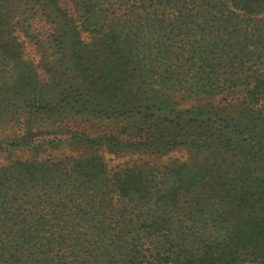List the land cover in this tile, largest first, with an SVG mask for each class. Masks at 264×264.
Returning <instances> with one entry per match:
<instances>
[{"label": "trees", "instance_id": "trees-1", "mask_svg": "<svg viewBox=\"0 0 264 264\" xmlns=\"http://www.w3.org/2000/svg\"><path fill=\"white\" fill-rule=\"evenodd\" d=\"M2 153L0 264H264V0H0Z\"/></svg>", "mask_w": 264, "mask_h": 264}, {"label": "rangeland", "instance_id": "rangeland-1", "mask_svg": "<svg viewBox=\"0 0 264 264\" xmlns=\"http://www.w3.org/2000/svg\"><path fill=\"white\" fill-rule=\"evenodd\" d=\"M85 39L87 37H84ZM28 54L30 55V57L33 59V61H35L36 59H38V52L32 47H28ZM229 100V99H228ZM171 103H174L177 107L180 108H190V107H196L201 105L204 102V99L198 100V98H188V97H183L181 98L179 95L173 96L172 99H170ZM214 103H217L218 105L222 104L225 105V101H219V99H215L213 100ZM16 157V153H12V154H7V153H2L0 154V164L1 163H7L10 160H13ZM190 157V153H188L186 150H174L170 153H168L167 155L163 156L160 159V162H165V161H169L172 159H178L181 161H188ZM103 158L104 160L107 162L109 167H115L118 165H121L126 159V157H121L118 155H114L113 153H109V152H104L103 154Z\"/></svg>", "mask_w": 264, "mask_h": 264}]
</instances>
